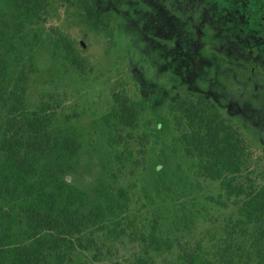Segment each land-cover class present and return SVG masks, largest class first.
<instances>
[{"label":"trees","instance_id":"1","mask_svg":"<svg viewBox=\"0 0 264 264\" xmlns=\"http://www.w3.org/2000/svg\"><path fill=\"white\" fill-rule=\"evenodd\" d=\"M59 1L1 0L0 264H264V164L202 93L183 94L172 105L177 142L190 170L218 184L221 194L194 199L183 223L172 220L169 206H180L179 192L164 166L142 201L105 177L90 192L69 182L91 146L79 126L91 105L66 115L63 99L67 90L89 89L81 82L90 79L94 88L99 79L81 43L54 25ZM83 4L66 5L76 13ZM105 99L104 122L113 131L138 126L144 101L113 88ZM212 206L234 211L212 221ZM201 219L210 227L192 244L184 234L191 236Z\"/></svg>","mask_w":264,"mask_h":264},{"label":"rangeland","instance_id":"2","mask_svg":"<svg viewBox=\"0 0 264 264\" xmlns=\"http://www.w3.org/2000/svg\"><path fill=\"white\" fill-rule=\"evenodd\" d=\"M68 1H59L61 8L53 23L86 44L93 77L99 79L94 88L90 79L89 84L81 82L83 88L89 89L67 90L63 99L66 115L75 112L73 109L76 115L91 105L87 116L79 121L91 146L81 157L78 172L68 178L72 185L90 192L105 177L114 188H127L142 201L144 190L154 187L163 170L157 168L164 166L167 181L179 192L176 200L180 199V206H169L176 223H183L184 212L189 213L194 199L203 203L209 196L218 197V184L200 179L190 170L191 162L177 142L169 105L189 92L204 93L211 110L220 111L241 129L252 144L254 156L264 164V67L252 70L244 37L239 42L231 40L227 51L220 43L218 48L225 46V52H221L223 58L219 61L213 53V58H205V42L190 39L187 25L177 20L178 15L189 17L190 0H163L173 2L170 13L167 4L159 6L157 0H134V6L126 0H84L85 9L76 13L67 8ZM107 13L114 14L112 21L106 18ZM195 20L200 23L198 17ZM198 23L192 25L191 33L198 31ZM40 64L47 65L46 55L41 54ZM111 88L125 90L145 102V111L134 130L113 131L105 124L107 111L101 100H106ZM64 91L63 85L56 90L61 97ZM117 140L122 144H116ZM184 179L189 183L181 184ZM189 184L194 187L189 188ZM178 185L182 186L177 188ZM233 211L224 213L215 206L208 207L212 221L224 220ZM192 226L191 236L187 232L184 236L194 244L210 225L201 219Z\"/></svg>","mask_w":264,"mask_h":264},{"label":"flooded vegetation","instance_id":"3","mask_svg":"<svg viewBox=\"0 0 264 264\" xmlns=\"http://www.w3.org/2000/svg\"><path fill=\"white\" fill-rule=\"evenodd\" d=\"M126 2L134 6V0H126ZM157 3L159 6L167 4L168 12H171L173 2L169 1L168 4L164 3L163 0H157ZM137 5L143 6V3L137 2ZM124 6L126 5L124 4ZM163 7L166 8V6ZM222 9L224 10L222 11ZM188 13L189 17L178 15L177 20L187 25L186 30H188V35H191H189L190 39H199L201 42H205V48L202 50L205 58H213L215 55L220 61L223 58L221 52H225L223 48L226 46L227 51L231 40L239 42L238 39L244 37L248 43L246 56L252 70H259L261 66L264 67V0H190ZM107 14L105 15L106 18ZM197 17L200 23L195 20ZM195 23H198L199 29L198 31L193 30L191 33L190 30ZM231 29H234L233 33H229ZM77 41L81 43L84 49L86 48L84 42L78 39ZM220 43L225 46L218 48ZM212 50L215 51L211 52ZM238 51L242 54L239 47ZM240 53L237 56L240 57ZM206 99L208 101L207 96ZM174 103L169 105L171 113H173L171 107Z\"/></svg>","mask_w":264,"mask_h":264}]
</instances>
